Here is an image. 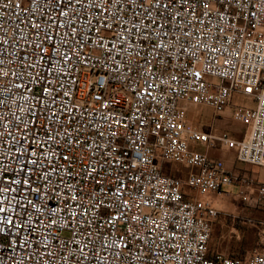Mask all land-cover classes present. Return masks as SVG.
Here are the masks:
<instances>
[{
	"label": "built area",
	"instance_id": "built-area-1",
	"mask_svg": "<svg viewBox=\"0 0 264 264\" xmlns=\"http://www.w3.org/2000/svg\"><path fill=\"white\" fill-rule=\"evenodd\" d=\"M189 106H232L244 137ZM218 146L264 168V0H0V264H264V220L202 199L264 210ZM222 214L262 226L248 258L210 254Z\"/></svg>",
	"mask_w": 264,
	"mask_h": 264
},
{
	"label": "rangeland",
	"instance_id": "rangeland-1",
	"mask_svg": "<svg viewBox=\"0 0 264 264\" xmlns=\"http://www.w3.org/2000/svg\"><path fill=\"white\" fill-rule=\"evenodd\" d=\"M234 103L239 106H253L251 101L245 100L241 97H235ZM220 119L216 117L212 109L204 106H189L188 121L192 127H196L201 131L211 133L215 136L228 135L230 138L242 139L246 132V128L239 123L231 121L229 126L223 129H217L215 120ZM200 151H205L204 147L199 148ZM211 157H224L231 154V159L234 165L238 163L236 150H229L225 147L218 146L216 149L209 152ZM162 164V163H161ZM165 169L172 167L171 162L163 164ZM248 165V164H247ZM177 169L186 172L182 165H175ZM250 170L242 171L247 172L250 176L255 177L257 180H264V168L253 167L248 165ZM253 170H259L258 174ZM167 174V171L165 172ZM261 178V179H260ZM238 188L236 186H226L221 193H209L202 197L205 201H212L220 211H227L232 215H239L241 217H250L256 221L264 219V213L256 214L252 208L248 207L241 199L237 197ZM262 211L261 209H259ZM226 218V227L214 223L213 235L210 241V249L218 250L221 253H226L227 257L246 258L252 254L256 249L261 247V232L262 226L256 224L255 226L248 224H236L233 222L232 217H226L224 214L220 215ZM219 218L217 219L219 221Z\"/></svg>",
	"mask_w": 264,
	"mask_h": 264
},
{
	"label": "crops",
	"instance_id": "crops-1",
	"mask_svg": "<svg viewBox=\"0 0 264 264\" xmlns=\"http://www.w3.org/2000/svg\"><path fill=\"white\" fill-rule=\"evenodd\" d=\"M236 105V104H235ZM233 111H232V106L229 107L221 116H220V119H217L215 120V124L217 126V129H223L225 126H229V124L231 123V121H233ZM223 147V146H222ZM226 148V147H225ZM199 150V148H197ZM228 149V148H227ZM230 150V149H229ZM215 158L217 159H222L224 160L225 164H226V167L229 171L233 172V173H236V174H245V175H249L247 172H242L244 170H250V168L248 167L247 164H242L240 162L236 163V165H234V162L233 160L231 159V154H228V156H224V157H216ZM172 164V167L169 168V169H165V166H164V174L165 172L167 171V176H174V177H177V178H180V179H183L185 180L189 174V169H187L186 172H182L181 169H177V167H175V165H178V164H175V163H171ZM255 167V166H253ZM259 170H253L254 173L258 174ZM259 175V174H258ZM261 179V178H260ZM253 211L256 212V214H259V213H264V210L260 211V210H255L253 209ZM221 212H224V213H229L227 211H221ZM232 215V213H229ZM264 220V219H263ZM215 222H217L216 224L218 225H221V227L225 228L227 225V220L226 218H223L221 217V219L219 218V221L216 220ZM262 233V232H261ZM217 253H221L220 251H218L217 249L216 250H211L210 249V254L211 255H215ZM226 256V253H222ZM251 255V254H250ZM250 255H248L246 258H248Z\"/></svg>",
	"mask_w": 264,
	"mask_h": 264
},
{
	"label": "snow or ice",
	"instance_id": "snow-or-ice-1",
	"mask_svg": "<svg viewBox=\"0 0 264 264\" xmlns=\"http://www.w3.org/2000/svg\"><path fill=\"white\" fill-rule=\"evenodd\" d=\"M249 91H251V89H249Z\"/></svg>",
	"mask_w": 264,
	"mask_h": 264
}]
</instances>
